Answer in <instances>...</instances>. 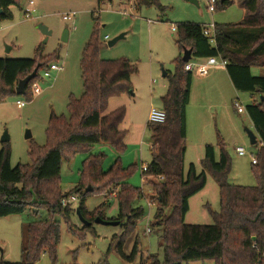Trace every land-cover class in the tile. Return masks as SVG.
Listing matches in <instances>:
<instances>
[{
    "label": "trees",
    "instance_id": "1",
    "mask_svg": "<svg viewBox=\"0 0 264 264\" xmlns=\"http://www.w3.org/2000/svg\"><path fill=\"white\" fill-rule=\"evenodd\" d=\"M20 3L21 0H0V19H12L11 8ZM133 3L137 8L155 6L161 11L165 9L160 0H133ZM235 3L245 9V17L236 24L215 23L216 46L204 36L203 25L189 21L178 23L176 43L182 56L184 50L191 49L192 57L220 56L226 59V70L234 87L261 97L246 106L262 146L255 156L257 164H253L257 185L229 183L231 161L223 142H220L219 151L213 144L205 145L201 171L194 164L185 171L186 113L193 73L185 70L186 62L180 56L174 62V74L167 75L168 90L161 98L167 120L163 124L148 123L152 131V161L143 175L157 178V181L149 182L157 202L151 227L160 233L159 248L162 250V257L153 254L148 264L205 260H215V264H264V75L251 73L253 67L264 69V0H217V10H224ZM98 34L96 26L83 50V94L79 98L70 95L68 117L51 113L46 128L47 144L43 147L33 144L29 149L32 163L12 167L11 148L7 142L0 150V218L23 214L33 208L36 213L40 210L49 213V219L25 226L21 260H1L0 264H36L43 255L57 262L61 227L55 216H62L73 233L92 227L83 225L81 229L75 228L71 222L75 209L71 205L62 206V197L74 192L82 193L77 209L86 220L94 221L97 217L104 218L103 206L91 213L85 207V198L92 193H103L110 187L112 191L117 190L119 203L118 217L111 220L119 221L123 231L111 238L108 253L116 251L124 260L121 264H136L138 240L130 254L125 253L124 247L137 221L145 214L144 207L137 204L144 195L142 189L129 185L128 173L121 165L116 162L105 171L102 156L91 155L84 161L81 182L73 191L64 193L59 180L63 160L69 159L80 148L76 145L85 148L108 143L118 151L124 149L126 131L121 126L126 108L121 106L112 111L108 108L113 97L134 91L133 76L137 74L138 67L127 58L102 59V43ZM40 49L36 58L0 57V101L7 94H16L19 80L31 74L37 66L36 79L43 68L48 69L54 63L52 61L59 59L55 53L39 62L42 56ZM34 81L26 87L28 101L34 96L31 89ZM208 171L219 187L220 209L211 211L213 224H186L189 199L204 189ZM88 185H94L95 189L85 191Z\"/></svg>",
    "mask_w": 264,
    "mask_h": 264
},
{
    "label": "rangeland",
    "instance_id": "2",
    "mask_svg": "<svg viewBox=\"0 0 264 264\" xmlns=\"http://www.w3.org/2000/svg\"><path fill=\"white\" fill-rule=\"evenodd\" d=\"M30 1H34L32 7ZM208 2L209 0H198L196 5L188 0H160L165 7L164 11H161L155 6L137 8L133 0H21L19 6L11 8L12 19H0L2 56L13 59L36 58L41 48L42 56L39 62L58 53L59 59L52 62L64 67L60 72H53L51 77L43 75V68L39 78H35L34 81L41 87L42 92L34 95L31 101H28V94L17 93L7 94L4 100L0 101V150L4 145L2 139L7 136L9 138L7 144L11 148L12 167L32 163L29 149L33 144L41 147L47 144L46 128L51 113L68 117L70 95L79 98L83 94L81 59L86 43L96 26L102 43L100 52L102 59L127 58L137 65L138 72L133 76L134 91L113 97L108 108V111L121 106L126 108V117L121 126L126 131L123 151L116 150L108 143H98L85 148L76 145L80 148L69 159L63 160L59 176L62 191L70 193L81 182L84 161L91 155L102 156V168L105 171L116 162L121 165L128 173L129 185L142 189L144 195L137 204L144 207L145 214L137 221L136 228L127 238L124 247L125 253L130 254L138 240L139 253L136 264H148L153 254L162 257V250L159 248L160 233L151 227L157 202L155 191L149 182L157 181V178L146 176L144 180L141 166L152 161V131L148 128L150 109L162 108L161 98L169 86V78L164 76V73L174 74V62L182 56L176 43L178 33L172 30V26L187 21L201 25L236 24L245 17V9L239 3L224 10L216 9L215 12H211ZM28 6L34 10L31 18L25 15ZM71 12L77 13L75 28L63 18L65 14ZM39 25L46 26L52 33L46 36L39 29ZM66 29L69 31V38L64 41L62 38ZM121 34H125L124 38L113 46L108 44ZM207 59L192 57L190 61L205 63ZM218 59L221 60L219 56ZM225 69L214 67L206 77L198 73L196 66L192 71L193 85L188 106L187 137V146L191 151L185 155V171H188L191 163L198 164L195 145L200 143L201 139L204 138L206 143L216 146L218 151L220 142H223L231 161L229 183L255 186L257 178L252 160L262 146L260 142L256 145L251 144L246 129L253 132L255 129L246 106L260 100L261 97L238 91L230 84L221 94L206 95L203 80L214 76H226ZM263 71L264 69L253 67L251 73L254 76H261ZM19 100L28 102L24 107H19L17 105ZM235 101L244 107L243 113L237 111ZM199 118L204 126V132L201 122L197 123ZM27 132L32 134L30 138H26ZM238 146L245 149V155L237 153ZM197 167L198 171H201V165ZM91 187L93 191L94 185ZM80 194L82 197V193ZM79 203L80 200L71 205L75 209L71 214V222L77 229L83 226L76 212ZM189 204L186 224L214 223L211 211H219L220 195L218 184L211 172H207L204 189L191 197ZM102 206V215L107 217L104 219L109 221L113 217H118L119 203L117 195L111 192V187L106 188L103 193H92L85 198V207L91 213ZM47 219H49L47 210L36 213L35 208L23 214L1 217L0 261H20L25 226ZM55 219L60 222L61 227L57 262L54 263L49 256L43 255L36 264H98L104 261L110 264L124 263L116 251L108 253L111 238L123 231L120 224L105 225L93 222L90 229L73 233L62 216L56 215ZM149 225L150 233L147 230ZM182 264H215V260L189 261Z\"/></svg>",
    "mask_w": 264,
    "mask_h": 264
},
{
    "label": "built area",
    "instance_id": "3",
    "mask_svg": "<svg viewBox=\"0 0 264 264\" xmlns=\"http://www.w3.org/2000/svg\"><path fill=\"white\" fill-rule=\"evenodd\" d=\"M30 6L32 7L34 5V1H30ZM31 7H27L25 10V15L27 18H31L33 15V9ZM208 8L211 12H215L217 9V0H209L208 2ZM77 16L76 12H71V13H67L63 16V18L70 22L73 27L75 28V17ZM172 30L174 32L177 31V26L173 25L172 26ZM203 34L204 36H206L210 42V44H212L213 46L217 45V34H216V24L212 23V24H208V25H203L202 28ZM220 57V56H219ZM221 60L218 59L217 56H213V57H209L207 59V61L205 63H192L191 61L187 62L185 65V70L186 71H193L194 67H197V70L199 72V74L201 75H207L209 74L210 70L214 67H225L227 66V60L220 57ZM64 68L63 66H60L56 63H53L49 66L48 69L44 70L43 75L45 77H51L53 72H60L62 71ZM31 89L33 91L34 95H39L42 92L41 87L35 82L32 84ZM28 101H17V105L19 107H24L27 104ZM234 106L237 109V111L239 113H243L244 112V107L238 102L235 101L234 102ZM167 120V114L166 112L161 108V109H157L155 107H152L150 109L149 112V116H148V123L149 124H163L165 123ZM236 151L239 155H245L246 151L242 146H238L236 148ZM253 164H257V158L254 156L253 160H252ZM148 169V164H142L141 166V171L144 173L145 171H147ZM144 176V175H143ZM146 176L143 177V179L145 180ZM114 192V194L117 195V190L112 191ZM81 194L79 192H74L72 194H68V195H64L61 199V204L62 206L66 207L72 204H76L78 203V201L80 200V196ZM149 206H152L151 203H148ZM148 233L151 232V228L150 225L147 228ZM264 255V252H263Z\"/></svg>",
    "mask_w": 264,
    "mask_h": 264
},
{
    "label": "water",
    "instance_id": "4",
    "mask_svg": "<svg viewBox=\"0 0 264 264\" xmlns=\"http://www.w3.org/2000/svg\"><path fill=\"white\" fill-rule=\"evenodd\" d=\"M190 1L191 3L193 4H198V0H188ZM2 12V10H0V13ZM39 29L43 32V34H45L46 36H49L52 32L44 25H39ZM125 34H121L119 36H117L116 38L112 39L111 41L108 42V44L110 46H113L117 41H119L120 39L124 38ZM69 38V31L66 29L63 33V40L64 41H67ZM47 41V38L45 39V42ZM182 59L184 62H189L191 59H192V50L191 49H188V50H184V53H183V56H182ZM38 68L39 66H37L33 72L31 74H29L28 76H26L25 78L19 80L16 88H15V91L17 94H25L26 93V87L28 86V84L34 80L37 75H38ZM164 76H167V72L164 73ZM247 132H248V135H249V138H250V141H251V144H256L258 142V139H257V135L255 132L251 131V130H248L246 129ZM32 136V134L30 132H27L26 134V138H30ZM3 142H8L9 141V138L7 136H5L3 139H2ZM86 191H92V187L89 186L87 188ZM77 214L79 215L80 217V220L82 221L83 225L84 226H91L93 224V222H96V223H100V224H105V225H119L120 222L117 221V220H106L104 218H101V217H97L95 218L94 221H88L86 220L84 217L81 216L79 210L77 209L76 210ZM255 239V237L253 238Z\"/></svg>",
    "mask_w": 264,
    "mask_h": 264
},
{
    "label": "crops",
    "instance_id": "5",
    "mask_svg": "<svg viewBox=\"0 0 264 264\" xmlns=\"http://www.w3.org/2000/svg\"><path fill=\"white\" fill-rule=\"evenodd\" d=\"M227 24H231V23H227ZM202 25H204V24H202ZM9 50H10V47L7 48V51H9ZM0 57L3 58L4 56H2L0 54ZM225 71H226L225 72L226 76L225 75H223L221 77L220 76H214L213 78H206V79L203 80V90H204L206 95H208L209 93L221 94V93H223V90L226 89V86H228L229 84L233 85V83L231 81V78H230V76H229V74H228L226 69H225ZM209 74H207L205 76H202V77L209 76ZM167 75H168V72H167ZM261 75H264V71H263V74H261ZM192 85H193V78H192ZM191 95H192V86H191V93H190V101H191ZM189 104H190V102H189ZM186 116H187V137H188L189 136V113H188V107H187ZM200 122H201L202 132H204V130H203L204 126L202 125V121L199 118L197 123H200ZM206 144H209V143H206L205 139L203 138V139H201L200 143H196V145H195V147L197 148V153H198V157H197L198 159L197 160H199V161H197L198 162L197 165H201V160L204 157V151H205V145ZM190 151L191 150L189 149V146H187L186 154L189 153ZM201 151H202V154H201ZM191 164H194V163H191ZM194 165L197 167L196 164H194ZM197 169H198V167H197ZM190 199H189V201H190ZM189 210H190V204H189ZM104 218L107 219V217H104Z\"/></svg>",
    "mask_w": 264,
    "mask_h": 264
}]
</instances>
